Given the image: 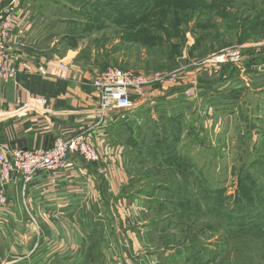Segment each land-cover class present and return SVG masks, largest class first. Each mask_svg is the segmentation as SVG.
<instances>
[{
  "label": "rangeland",
  "instance_id": "obj_1",
  "mask_svg": "<svg viewBox=\"0 0 264 264\" xmlns=\"http://www.w3.org/2000/svg\"><path fill=\"white\" fill-rule=\"evenodd\" d=\"M35 6L41 33L48 30L43 46L53 43L49 53L78 51L74 62L100 72L177 70L186 86L168 94L183 101L186 113L176 123L179 137L155 129L133 133L139 113L115 120L110 156L119 150L116 165L128 178L118 193L100 196L99 214L93 207L96 226L82 243L75 241L76 249L62 241L45 244L36 235L28 250L5 264H264V0H36ZM225 49L240 59L224 76L221 66L202 64ZM216 74L219 84L212 85L231 92V100L214 109L201 98L200 78ZM94 148L98 162L79 159L105 178L107 160ZM105 200L125 209L130 204V223ZM218 200V209L206 207ZM225 212H231L230 224L247 227L226 226ZM26 215L40 234L36 219ZM74 233L80 236L79 227Z\"/></svg>",
  "mask_w": 264,
  "mask_h": 264
},
{
  "label": "crops",
  "instance_id": "obj_2",
  "mask_svg": "<svg viewBox=\"0 0 264 264\" xmlns=\"http://www.w3.org/2000/svg\"><path fill=\"white\" fill-rule=\"evenodd\" d=\"M0 1L3 6H7L11 0ZM15 2L13 12L20 17L18 25L23 26L24 46L14 51L15 56L18 57L14 80L8 82L0 80V148L15 147L24 150L48 148L56 141L82 135L97 148L98 152L104 154L108 163L105 162L107 169L105 178H97L93 174L92 166L84 163L77 156H71L64 170L36 174L27 185L24 196L20 191L21 177L12 176L5 190L8 204L4 212L0 213V242L4 243L3 248L0 247V264L21 256L16 251L24 253L28 250L35 241L36 235L40 237L39 241L45 244L62 241L71 248L75 246L76 249L75 241L82 243L83 235L89 234L90 229L96 226L92 221L101 211L100 196L105 198L107 194L118 193L122 183H126L128 178L127 174L119 170L116 165V162L120 164L122 162L121 159L118 160L119 150L112 157L110 156L114 148L113 135L118 136L114 124L117 119L115 115H110L102 121L99 120L98 102L92 87L94 75L100 72L98 66L74 62L73 58L78 52L75 50L62 56L55 52L49 53L53 43L50 46H43L47 44L42 39L48 30L41 33L39 16H42V13L35 6L36 0H15ZM12 42L15 45V40L12 39ZM69 55L72 57L68 60ZM61 59L70 63V72L66 80L36 74L39 66L51 71ZM171 88L175 87L166 85L159 89H149L144 97L134 99L136 107L129 111V115L134 117L139 113L137 123L142 121L144 111L147 109L150 116H157L160 113L155 112L154 106L160 100L165 102V106L161 109L167 110V101L174 103L177 100L174 95L168 94ZM31 97L44 98L46 103L31 104L25 114L17 116L19 109ZM167 115L170 113L167 112ZM116 143L117 140L114 139V144ZM113 186H116V189ZM113 200L110 203L105 200L104 204L114 212L125 213L124 221L130 223V204H127L125 209L124 204L120 205L119 201L114 203ZM94 206H97L95 208L96 211L98 209V214L95 213V209L93 210ZM26 212L35 218L42 228L40 234L33 231L32 225L26 218ZM75 227H79L80 236L75 235ZM93 229L98 231L96 227ZM23 244L26 246L24 247ZM68 251H71L70 248ZM129 253L130 248L128 255Z\"/></svg>",
  "mask_w": 264,
  "mask_h": 264
},
{
  "label": "built area",
  "instance_id": "obj_3",
  "mask_svg": "<svg viewBox=\"0 0 264 264\" xmlns=\"http://www.w3.org/2000/svg\"><path fill=\"white\" fill-rule=\"evenodd\" d=\"M14 4H16L15 0H11L7 6H3L0 1V80L2 82L14 80L18 62L14 51L16 48L24 46L23 26L22 24L18 25L20 17L13 12ZM12 39L15 40V45H13ZM239 59L237 51L225 49L208 56L202 64L215 69L227 63L238 64ZM69 72L70 63L65 59L59 60L51 71H47L43 66L36 69L38 75L61 80H66ZM166 85L175 88L186 86L177 70L147 73L110 67L95 74L92 87L98 102L99 120L102 121L103 118L110 115H115L118 120H126L128 112L134 107L133 100L136 97H144L149 89H159ZM45 103L44 98L31 97L16 115L25 114L31 104L44 105ZM114 111L117 113L114 114ZM71 156H77L92 163L99 161L94 146L82 135L56 141L48 148L40 147L29 150L15 147L0 148V211H3L8 204L5 190L12 176L21 177L20 191L24 196L27 185L36 174L64 170L67 168Z\"/></svg>",
  "mask_w": 264,
  "mask_h": 264
},
{
  "label": "trees",
  "instance_id": "obj_4",
  "mask_svg": "<svg viewBox=\"0 0 264 264\" xmlns=\"http://www.w3.org/2000/svg\"><path fill=\"white\" fill-rule=\"evenodd\" d=\"M161 10H162V7H161ZM262 54L264 55V48L262 50ZM228 66H229L228 63L221 65L218 75L224 76L223 72L225 71L226 68H228ZM256 69H257L256 67L252 68V66H251L249 70L252 72H256ZM218 75L216 74L215 76H212L209 78H207V77L202 78V79L200 78V86L203 89L201 91V98L203 96V98H202L203 101H210V106L213 107L214 109L221 108V105L225 101L231 100L230 99V96H231L230 93L231 92H229L226 89L220 90V87L216 88V87H214V85H212V84L218 83V79H219ZM182 91H184V89H182V88H171V89H169V92L175 93V94H176V92H182ZM227 95H229V96H227ZM214 99H216L217 101ZM164 106H165V102L160 100V102L156 103V106L154 108L155 112L158 111V113H160L158 115V117L161 116L159 121H158V119H157V121H154L150 118V115L148 114V109H147V111H144L145 114H144V117L142 118V122L134 123L133 133L135 131L143 132V131H148L150 129H155V130L165 131L168 133L173 132V135L175 137H177L178 136L177 134L179 133L180 129L178 127H176V123L183 120V115H184V113H186L184 111L183 101L178 99L174 103L167 102L166 103V107L168 108L167 110L161 109ZM228 106H229V103H228V105H226L225 109H227ZM141 111L142 110H140V112ZM167 112H169L170 115H167ZM171 162H174V160H172ZM240 192L243 193L244 191H240ZM217 198H219V196L212 197V199H214V200ZM221 201L222 200H218L216 202V204L210 203L206 207H210L212 210L218 209L220 207ZM147 208L150 209L151 205L147 204ZM178 208L182 209L181 207H178ZM233 210L237 211V210H239V207L235 206V208ZM219 212H221V211H219ZM218 215L220 216V213H218ZM241 216H242V221H244V219H246L248 216L247 210L244 211V213H242ZM172 218H174V215L172 216ZM230 219H231V212H225L223 220L225 221L224 224L226 226H228L229 228H233L234 230H244L247 227V226L240 227L239 225H232V224H230V222H231Z\"/></svg>",
  "mask_w": 264,
  "mask_h": 264
}]
</instances>
